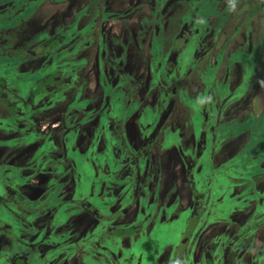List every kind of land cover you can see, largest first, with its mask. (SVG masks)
Wrapping results in <instances>:
<instances>
[{
    "label": "trees",
    "instance_id": "16d2710c",
    "mask_svg": "<svg viewBox=\"0 0 264 264\" xmlns=\"http://www.w3.org/2000/svg\"><path fill=\"white\" fill-rule=\"evenodd\" d=\"M19 1L17 7L14 8V0H12L11 11H5L8 7L1 6L0 8V41H3L0 44V130L13 128L10 124H14L13 121L19 119L26 120V127L29 120L40 118L48 113L50 106L51 111L54 109L60 110L61 126H59V130L51 132L50 135H39L33 133L32 130L26 133L29 142L31 140L36 142L35 148L38 152L24 155L26 157L25 168L33 174L39 170L48 173L44 182L39 186L41 187V195L38 201L26 202L27 200L21 196L16 185L11 189L8 182L5 184L8 187L6 189L3 184L5 182L4 178L0 177V207L8 209L6 214L0 213V223L8 224L6 228H0V236H3L7 241V245L5 244L2 247L3 252H0V264H64L72 253L79 249H81L80 264H83V262L84 264H264V245H259L256 257L249 260L243 259V252L240 251L241 249H249L252 242H255L253 241L254 238L264 242V233H262L264 230V192L262 191H259L257 195L242 196V200L252 199L255 201L247 208H243L244 215H242V210L238 211L237 209L226 213L210 212L209 206L218 195L214 197L208 195L205 204L203 202L200 206L189 204L188 207L184 208L176 207V201L174 200L170 205L164 206V204H161L156 209V207H151V203H148V208L146 207L140 213L139 220L136 219L130 224H124V227L116 221L113 222L115 219L122 217L124 210L119 208L120 204L117 201V198H120L119 193L121 190L118 189L117 194L114 195L113 193L117 188L112 191L110 190L111 187L113 184L126 181L125 190L127 192L125 197L130 196L132 199H139V188H134L141 172V166L137 169V165L141 157L148 155V151L144 150L143 146L137 147L134 156L132 157V154L130 156L129 165L127 163L123 166L125 173L118 174L122 167L115 170L121 161L117 157L115 148L120 146L118 140L123 142L118 117L123 112L124 107L130 105L129 100L121 96L124 101L122 99L117 101L115 103L118 107L117 111L109 116L107 115V104L110 101L107 100V95L110 94L102 87L101 92H105V95L100 94L91 103L89 101V110L77 109L76 103L78 101L76 98H79L78 88L85 68L81 65L83 63L67 62L73 60L76 48L66 52L63 50L71 44L72 47L76 42L78 43L80 37L67 36L64 32L62 34L57 32L56 28L60 26L59 24L53 25L50 23L46 28L50 27L51 31L55 29L54 32L36 43V46L25 50L21 48L9 50L8 46L10 44H5L15 40L19 23L21 24L26 20V18L19 17H21V12L27 6L28 1ZM104 1L89 0L82 9L77 11L80 13L77 15L86 14L88 19L91 20L97 12V18L101 21L108 13V11L102 10ZM159 2L160 0H155L156 4ZM174 2H179V6L184 7L187 0H174ZM146 5H148V2H146ZM16 9H18L17 14L14 11ZM158 9H149L147 16L140 13L141 22H139L140 31L138 33L141 32L146 23L156 21ZM175 11L174 8L173 13ZM125 13L124 10L119 15ZM143 18L147 21L145 22ZM123 20L121 19L124 32L131 34L132 32L129 28H126ZM70 23L67 24V28L71 25ZM87 27L91 31V26L87 24ZM76 33L77 31L74 32V34ZM94 36L93 41H86L91 36L83 38L84 41L81 46L87 52L77 55L74 57L75 59L90 58L93 53L92 44L98 46L99 54L104 51L119 52L117 48L112 47V43H115L119 38L109 36L108 39H103L98 32ZM126 36L129 37L128 34ZM173 38L175 43L171 46V53L170 50L168 51L170 47L164 48V51L168 52V60H171L179 52V48L176 49V46H183L184 44L181 42L180 34ZM69 39H73L71 43L67 47L60 48V45ZM25 40L28 42L34 41V39L29 38V35L23 37V41ZM29 53H33V57H44L43 63L36 66L33 63H20L22 65L21 70H16L14 64L11 63V59H27L31 57ZM50 59L52 62H47ZM2 60H6L7 63ZM166 70L171 72L169 67ZM115 77L117 81L114 87L118 92L126 93L130 87L136 85L129 76L122 77L116 74ZM102 83L107 84L105 81ZM100 99L103 100L102 104L94 107L93 105L97 104ZM189 106L194 108L193 104ZM82 115L83 117H81ZM90 120L96 121L97 131L88 128ZM30 123L33 124V121H29ZM94 134L97 135L96 141H93ZM202 148L203 146L200 149L198 148L199 155L197 157V162L201 163L200 168L198 170L192 168V171L196 173H191L190 177L188 172L185 171V177L190 190L193 191L192 193H194V186L199 185L198 178L205 172L206 162L202 161ZM79 150L83 151L80 158L81 166L80 161L78 163L69 162L70 156L76 155ZM104 153H108V155L104 156ZM249 153L248 158L252 156V151ZM55 154L60 157L53 156L52 158L51 156ZM227 157V162L232 160V152ZM66 161L70 163V167L63 170L62 167L66 165ZM140 162L142 163V161ZM133 164H136L135 172L132 171ZM14 166V168L7 167L12 170L11 176L15 178L20 176L18 180L23 179L19 175L20 171H17L22 165L15 164ZM227 167L232 170L231 167ZM68 170L74 172L75 177L67 173ZM148 170H151V168ZM148 170L145 172V178L148 175L155 174L154 172L153 174H147ZM159 172L165 171L160 169ZM162 179H167L166 173L162 175ZM70 181H73L76 186L75 196L73 195L70 198L58 197L57 189ZM172 185L174 187L173 181ZM215 185L217 183L214 182L213 186L215 187ZM172 190L163 193V197ZM190 190L189 194L191 196ZM122 198L123 196H121V200ZM257 199L262 201L261 205L256 204ZM19 202L28 204V207L20 212H31L33 215L37 214L36 211L43 207L47 211V214L40 216V223L45 226V231L41 232L43 228L37 224L36 239L33 241V245L37 250H39L43 241L55 237L52 230L59 225L62 219H64L62 222L65 221V225H68L76 213L86 215L91 222V228L86 233L87 235L85 234L81 239L63 244L65 258L62 261L55 257L45 258L41 261L27 259V257L22 256L15 257V254L9 248L18 251L21 243L25 245L28 239L26 229L31 227V222L27 223L26 220L22 219V216L14 213L18 210ZM234 203L232 202V204ZM176 213L179 215L176 216ZM55 214H57V217L53 216ZM32 215L31 221L33 220ZM17 216L20 219L18 221ZM151 222H153V226L146 228L147 224ZM22 225L26 228L25 235L19 238L17 231ZM39 226L41 228H38ZM205 232H208L207 235H204ZM59 234H62V229ZM154 238L160 241L149 244ZM39 239L40 241H38ZM142 239H146V241ZM123 241L129 243L122 246ZM26 248L30 249L29 247ZM195 249L199 250L200 255L198 258L194 255ZM85 253L89 255L87 258L84 257ZM48 254V252H44V255L47 256ZM146 254L152 255L150 263L144 257Z\"/></svg>",
    "mask_w": 264,
    "mask_h": 264
},
{
    "label": "flooded vegetation",
    "instance_id": "af4514ba",
    "mask_svg": "<svg viewBox=\"0 0 264 264\" xmlns=\"http://www.w3.org/2000/svg\"><path fill=\"white\" fill-rule=\"evenodd\" d=\"M26 1H28V4L21 12V17L19 18L29 19L31 17L33 19L32 15H34V10H32L31 7L37 5L38 1L42 2L43 0ZM88 1L89 0H85L84 4L81 5L79 9H82V7ZM150 1L153 4L150 10L159 8L156 12V21L146 23L140 33L138 32L140 31L139 22H141V12H139V15L137 16V27H134V29L129 28V30L132 32L129 34L123 30L124 26H122L123 22L121 19H125L123 17L124 14L119 15L122 11H116L117 13L114 14L113 11L109 10V8H111L112 5H115V3L121 5L123 4V1L107 0L102 3V10L108 11V13L101 21L99 18H97V12H95L94 17L89 20L86 14L77 15L80 14L77 12L79 10L78 9L72 14L67 22L63 21L62 15L60 13L56 12L52 17H49V19L45 21L44 24L41 25L32 22L33 20L29 22L24 21L21 24L19 23L15 37V39H19L21 33L26 27L32 28V30H30V32H28L26 35H29V38L34 39V41L26 43L27 41L25 40L16 45V48H21L22 50L32 48L33 46L37 45L35 42L39 43L38 41H41L46 36H50L54 32L55 29L51 31L50 27L46 28L50 23L53 25L59 24L60 26L56 28V31L61 32V34L63 32L66 34L67 30H70L72 33L69 34L72 37H80L78 43L76 42L72 47V44L68 47L67 45L70 44L73 39L66 40L60 45V48L67 47L63 50L64 52L69 51L72 48H76L73 60L64 61L83 63L81 65H83L85 68L78 88L79 98H76L77 101L81 103V106L76 105L77 109H82L85 111L89 110V101L91 103L100 94L105 95V92H101L102 87L103 89L105 88L110 94L107 95V100L110 101L107 104V115L109 116L113 115L115 111H117L118 107L115 104L117 101L122 99L123 96L128 98L129 104L131 106H125L123 112L120 113L118 117L119 124L122 129L121 140L123 142H119L118 140V144H120V146L115 148L117 151V157L121 159L115 170H118L120 167H122V169L120 168L118 174L125 173L123 166L130 162V156L131 154L132 157L134 156L135 152L137 151V147L140 148L143 146L144 150L146 149V151H148V155L141 157L140 161H142V163L139 161L137 165V169L141 166V172L134 188H139V199L135 200L130 196L125 197L127 192V190H125L126 181L113 184L110 189L115 191L117 185V189L113 193L114 195L117 194L118 189L121 190L119 193L120 198L118 197L117 201L120 204L119 208L124 210V213L120 219H115L113 222L116 221L117 223L122 224V227L125 226L124 224H130L132 221L138 219V217L141 215L140 213L145 209V207H143L146 205L144 200L145 196L150 195L147 193L148 189L144 184L146 179L144 177L146 172V162L151 161L152 158H154L156 160L155 166L158 168L156 173H158L160 169L164 170L167 174V179H169V183L172 185V181H175V172L173 170L176 168V166L174 167V162L172 161V154H174L179 159L176 163L180 169V173L183 174V177L186 180L185 171L188 172V176L190 177L191 173H196L195 171H192V168L197 170L200 168L201 163L197 162L193 167V162L190 158L192 157L194 160L197 159L199 155L198 148L200 149L201 146H203V148L205 146L206 148L210 146L209 155L206 157V160L207 164L209 165V171L213 172L211 175H214L215 177H211V184L209 188L212 193L209 195H213V197L218 195V197L216 199L214 198V201L210 204L209 211L214 210L226 213L227 211L236 210L238 208V201L240 198L242 200V194H239V192L242 193V183L239 185V182L236 180V178L232 176L234 172L232 171L233 169L231 170L227 167V154L224 156L221 155L220 166H217L213 162V154L218 151L219 144L222 143L223 134L226 135L227 132L237 130V128L243 123L252 128L254 123H256L258 120L259 114L264 112V101L261 102L259 98V94L264 93V62L256 61L257 63H246L247 59L252 55V50L250 48L249 39L247 38V31L243 29L242 23L238 18V15L249 13V11H242L240 9L242 0H187V3H190L191 6H196L197 8L202 7L201 9L205 12V27L202 30H191L187 26L185 31L182 28L181 30H178L175 27L180 26L179 22H173L172 14L173 9L175 8L173 6V4H175L174 0H160L158 4L155 3V0ZM249 1L251 3L263 2L262 0ZM19 2V0H14V8L17 7ZM143 2H147V0H144ZM125 8L126 9L124 10L129 14L126 17L128 18L133 15L137 6L126 5ZM14 11L17 14L18 9ZM148 11H145L147 13L142 12V14L147 16L149 13ZM108 20L119 22L120 27L117 34L106 32L105 35L104 33L99 32L98 25ZM68 23L71 25L67 28ZM87 24L91 26L92 32L90 31L89 27H87ZM173 24L178 32L177 34L176 30L171 32V38L170 40L168 39L170 45L168 51L170 50L171 53V46L175 43L173 37L178 34L181 35V42L183 41L184 44L183 46H176V49L179 48V52L175 54L171 60H168V52L164 51L165 46H162L161 43L163 40H166V37L169 35L170 30L172 29L171 26ZM165 26L166 29L162 30V28H165ZM76 31L77 33L74 34ZM97 32L103 37V39H108L109 36L113 38H119V40L115 41V43H112V47L117 48L119 52L104 51L103 53L99 54L98 46H95L96 44H92L91 46L93 47V53L90 58H80V60L75 59L74 57L77 55L87 52V50L83 49V46H81L85 36H91L86 41H93L95 39L94 35ZM147 32H150V34L148 35V39H146L148 40L146 45L143 44V39L145 38L144 35ZM126 34H128L129 37H127ZM162 34L165 36L164 38L162 37ZM161 37L162 39H160ZM201 37L202 39H200ZM232 40L235 41L236 46L233 49L228 50V46ZM1 43L2 42L0 41V44ZM128 44H134L135 47L131 50V55L127 56L126 49H129V47L127 48ZM78 45L80 46V50L78 49ZM188 45H190V49L186 52L185 50L187 49ZM33 55V53H29V56L31 57H28L27 59L13 58L11 59V63L14 64V68H16V70H21L22 65L20 63H33L35 66L43 63L42 61L44 57H33ZM252 58L254 59V57ZM47 62L52 61L50 59L47 60ZM193 62L201 63L202 69L204 68V76L202 80H204L205 83V90H200L193 95L194 99L190 100L189 104H193L194 108L190 107L189 105L187 106L186 101L185 109L179 108V110H175L174 108H176L175 101L177 99V95L174 94V92L177 90V88L175 87L174 83L166 85L165 83L167 81L164 80V76H170L171 74L172 76L175 75L179 70V67H177L179 63H183L186 66L191 67L196 64ZM238 65H241V68H238ZM90 67H93L95 73V86L92 91L93 93L91 94L86 92V89L89 85L88 74ZM168 67L171 68V72H167L168 70H166V68ZM116 74H119L122 77L129 76L131 80L136 83V85L134 87H130L126 93L116 91L114 87L117 81L115 77ZM103 81H105L107 84H103ZM214 93H216L217 97L214 96ZM102 101L103 100L100 99V101H98L97 104H94L93 106H100ZM49 108L51 111V106ZM173 109L176 113V117L170 122L168 117H172L174 115L172 112ZM50 111L40 118L29 120L33 121V124H29L28 121L26 127V120L19 119L13 121L14 124H10V126H13V128L10 127L9 130H0V177L4 178L5 180L3 184L6 189L8 187H6L5 184L8 182L10 183L11 189L14 187V185H16V188L18 189L21 196L27 200L26 202H34L40 199L41 187L39 186H41L46 176H48V173L44 172V170H39L33 174L30 170L25 168L26 157L24 155L32 154V152H38L35 148L36 142L33 140L29 142L28 138L26 137V133L29 130H32L33 133H38L39 135H50L51 132H54L52 130H48L49 132L42 133L37 127L38 121L51 114ZM180 113L186 117H180ZM60 116L61 113H59L58 118V129L55 131L59 130V126H61ZM81 117H83V115ZM195 117H198L200 121H195ZM196 125H200V127L199 133L195 135L194 132ZM88 128L97 131L96 121L90 120ZM78 130L79 128L77 129L76 134ZM96 139L97 135L94 134L93 141H96ZM212 144H215L214 149ZM246 149L250 152L249 146H247ZM254 153L255 151H252V155ZM82 154L83 151L79 150L76 155L70 156L69 162L73 161L74 163H78L82 157ZM103 155L107 156L108 153H104ZM53 156L58 157L59 155L55 154L51 157L53 158ZM15 164L22 165V167H19L17 170L20 171L19 175L23 177L21 180H18L20 176H16V178L11 176L12 170L7 168H14ZM79 164L81 166V161ZM253 164L257 165L258 168L263 171L264 158L253 160ZM69 165L70 163H67L66 161V165L62 167V169H69ZM132 167V171L135 172L136 164H133ZM227 168L229 171H227ZM67 173H70L72 177H75L74 172L68 170ZM234 174L238 175L236 172H234ZM36 176H40L41 178L39 183H31V179ZM222 181L225 182L223 190H218V192L213 193L214 182H219L220 184ZM67 183L63 184L57 189L58 197H64L63 195L65 192L62 194L61 191ZM23 187H26L29 190H36L39 194L38 197L31 199L25 196L21 193V189ZM71 188L72 192L69 189L67 192L70 194V197L74 195L76 190V186L73 184V181ZM235 189L236 192H234ZM121 196H123L122 200ZM155 197L156 192H154L153 199ZM234 197L238 198L234 199ZM174 200L178 206L177 198L174 199V194H172V202ZM26 202H19L18 210L14 213L22 216V219L29 223L32 222V213L20 212L28 207ZM232 202L235 203L232 204ZM165 203H167L166 199L164 201V204ZM151 204V207L155 205L153 202H151ZM190 204H194L191 199ZM221 204H223V207L220 206ZM132 209L135 213L132 217H129L130 211ZM6 212H8V209L0 207V213L6 214ZM36 212L37 214H33L32 217L33 219L37 218V221L34 225L31 224V227L28 229L30 234L27 236L29 238L26 240L25 245L21 243L19 246L20 249L18 251H14L16 249L11 248H9V250L13 251L15 257L22 256L25 258L27 257V259H38L39 261L52 257L62 259V254H64L65 248L63 247V244L66 242L62 243L63 235L59 233L62 229V226L66 224L65 221L62 222L64 219H62L59 225L55 226V229L52 230V232L55 234V237L52 239L48 238L43 241L41 243L42 250L38 251L33 245V241L36 239L37 224L43 228L41 232L45 231V226L40 223V216L47 214V211H45V207H43ZM53 216L57 217V214ZM84 217L85 219L87 218L86 215H84ZM18 220L20 219L17 216V221ZM90 223V220H88V225L85 231L83 230L84 235L91 228ZM7 225L8 224L0 223V228H6ZM40 226L38 228H41ZM38 241H40V239ZM253 241L255 242H252L249 249L240 250L243 252L242 257L245 260L256 257V254L258 253L257 247L259 245H264V242H261L259 239L254 238ZM52 243L59 244V246L55 247L53 250H51V246L44 249L45 244L50 245ZM128 243L129 242L123 241L122 246H126ZM5 244L7 245V241L3 236H0V252H3L2 247ZM26 247H29L30 249ZM44 252H48L49 254L46 256L44 255ZM88 256L89 255L87 253L84 254L85 258ZM63 258H65V254L63 255ZM67 262L68 260L65 262V264Z\"/></svg>",
    "mask_w": 264,
    "mask_h": 264
},
{
    "label": "rangeland",
    "instance_id": "374dc122",
    "mask_svg": "<svg viewBox=\"0 0 264 264\" xmlns=\"http://www.w3.org/2000/svg\"><path fill=\"white\" fill-rule=\"evenodd\" d=\"M122 1H123V4L119 5L115 3V5H112L111 8H109V10L113 11V13L115 14L117 13L116 11H120V10L124 11V9H126L125 8L126 5L137 6L136 11L133 13L132 16L126 18L129 15L128 12L125 13L123 16L125 18L123 21H124V25H126V28H132V29H134V27H137L138 25L137 16L139 15V12L147 13L145 11H148L153 5L150 0H147L148 5H146V2H143L144 0H122ZM166 1H169V0H166ZM262 1L263 2L261 3H251L249 0H242V3L240 5V9L242 11L244 10L249 11L248 14L243 13L241 15H238V18L240 22L242 23L243 29L247 31V38L249 39L250 48L252 50V55L251 57L247 59L246 63H257L256 61L264 62V0ZM84 2L85 0H43L42 2L38 1L37 5L31 7V9L34 10L33 11L34 15H32L33 19L30 17L29 19H26L25 21L29 22L33 20L32 22H35L41 25V24H44L45 21L49 19V17H52L56 12H58L62 15L63 21L67 22L72 16V14L76 12L81 7V5L84 4ZM11 4H12V0H0V6H3L4 8L8 7L7 9H5V11H11L12 9V7L10 6ZM179 4H180L179 2L174 4L176 11L172 14L173 22L174 23L179 22L180 24V26H175V27L178 30H181L182 28L184 31L187 26L191 30H196V29L202 30L205 27V19H204L205 12L204 10L201 9L202 7L197 8L196 6H191L190 3H185L183 7L182 5L179 6ZM164 18H167V17H164ZM143 20L145 22L147 21L145 18H143ZM119 27H120V24L118 21L108 20V21H104L100 23L98 25V30L100 33H104L105 35H106V32L117 34L119 32ZM175 27H174V24L171 26L172 29L170 30L169 35L166 37V40H163V42L161 43L162 46L170 47L168 39L170 40L171 38V32L176 30ZM164 29H166V26L165 28H162V30ZM30 30H32V28L26 27L21 33V36H20L21 38L11 40V42L6 43L5 45L10 44V46H8L9 50L16 48V45L23 41L24 35L30 32ZM178 30H176V34ZM69 33H70V30H67L66 32L67 36L70 35ZM149 34L150 32L145 33L143 44L147 45L148 40L146 39H148ZM162 37L164 38L165 36L162 34ZM162 37L160 39H162ZM200 39H202V37ZM1 42L3 41L1 40ZM26 43H28V41ZM235 46H236L235 41L234 40L230 41L228 50L233 49ZM128 47L129 49L128 50L126 49L127 56L131 55L132 53L131 50L135 47V45L128 44L127 48ZM189 49H190V45L187 46V49L185 51L187 52L189 51ZM252 57H254V59ZM2 61L4 63H7L6 60H2ZM193 63H196V64L191 67L186 66L183 63H179L177 66L179 67V70L177 71L175 75L172 76L171 74L170 76L169 75L164 76V80L167 81L165 83L166 85H170L174 83L175 87L177 88V90L174 92V94L177 95V99L175 101L176 108H174L175 110L176 109L179 110V108L185 109L186 101H187L186 105L187 106L190 105L189 104L190 100L194 99L193 95L200 90H205V83H204V80H202L204 76V72H203L204 68L202 69L201 63H197V62H193ZM238 68H241V65H238ZM88 76H89V85L86 89V92L91 94L93 93L92 91L95 86L94 85L95 84L94 82L95 73H94L93 67H90ZM214 96H216V93H214ZM259 98L261 102H263L264 93H260ZM77 104L81 106V103H79V101L76 103V105ZM174 109L172 111L174 115L172 117H168V120L170 122L173 121L174 118L176 117V113L174 112ZM50 113L51 114H49L48 116L38 121L37 127H38V130L42 133H47L48 130L55 131L56 129H58V125H59L58 118H59L60 110L54 109ZM180 117H186V116L180 113ZM194 120L197 122L200 121L198 117H195ZM199 127L200 125L195 126V132H194L195 135L199 133ZM233 138H235L236 141L234 144V148L232 150L231 145L228 143ZM212 145L214 149L215 144H212ZM247 146L250 147V152L255 151V153L249 158L248 156L250 153L246 149ZM209 150H210V146H208L207 148L205 146L202 149V155H203L202 161L206 162L205 172L203 173V175H201L198 178L199 185L194 186L195 187L194 193H192L193 191L190 190L189 185L187 186V181L184 179L183 174L180 173V169L176 163L179 159L174 154H172V161L174 162V167L176 166V168L173 170L175 172L174 187L173 185H171V183H169V179H162V175H164L166 172L156 173L158 168L155 166L156 160L154 158H152L151 161H147V164H145L146 170L151 168V170H148L147 174H153V172L155 174L148 175L145 179L144 184L146 188L148 189L147 193H149L150 195L145 196L144 200H145L146 205L143 207L146 208L148 203L153 202L155 204L153 207H156V209H158V207L161 204L162 205L164 204L165 199L167 200V203H165L164 206L166 205L168 206L172 202V194H174V199L177 198L178 206L175 205L176 207H181V208L188 207L190 204L189 197L194 202V205L200 206L203 202L205 204V199H207L208 195L212 193L209 188L211 184V177H215L214 175H211V173H213L212 171H210V174H209V165L207 164V160H206V157L209 155ZM231 152H232V160H228L227 166L231 167L233 169L232 171L238 174V175H235L233 172L232 176L236 178V180L239 182V185L242 183V187H243L242 193L239 192V194H242V196L243 195H253V194L257 195L259 191L264 192V170L263 171L260 170L257 165L253 164V160L264 158V112L263 113L261 112L259 114L258 120L256 121V123H254L252 128L248 126L247 124L243 123L240 127L237 128V130L227 132L226 135L223 134L222 143L219 144L218 151L215 152V154H213V162L217 166H220L221 155L224 156L227 154L229 156ZM190 159L193 162V167H194L197 163V159L194 160L192 157ZM227 171H229L228 168H227ZM39 180H41L40 176H36L31 179V183H37V182L39 183ZM224 185H225L224 181L220 182V184L219 182H217V185H215L213 189V193L218 192V190L222 191ZM71 186H72V182L70 181L62 189L61 193L64 194L65 192V194L63 195L64 197L70 198V194L67 192H68V189L72 192ZM170 190L172 191L169 192L165 197H163V193L170 191ZM189 190H190L191 196L189 194ZM21 191H22L21 192L22 194H24L25 196L31 199H35L39 195L36 190H29L26 187H23ZM154 192H156V197L153 199ZM234 192H236V189ZM252 203H255V201L252 199L241 200L240 198V200L238 201L237 210L238 211L242 210V215H244L243 208H247ZM261 203L262 201H259V199H257L256 204L261 205ZM220 206L223 207V204H221ZM210 212H217V211L211 210ZM134 213L135 212L132 209L130 211L129 217H132ZM175 215L178 216L179 214L176 213ZM36 221H37V218L33 219L31 224L34 225ZM87 225H88V219L87 218L85 219L83 213L74 214L69 224L62 226V235H63L62 243L73 242V241L78 240L80 236L82 237L84 235L83 230L85 231ZM147 225L148 226H146V228L153 226V222ZM25 229L26 228H24V226L18 228L17 232L19 234L18 235L19 238L25 235L24 234ZM26 231H27L26 236H28L30 233L28 229H26ZM207 233L208 232H205L204 235H207ZM262 233H264V230L262 231ZM146 239H142V240L146 241ZM157 241H160V240L154 238L152 242L149 244H153ZM49 246H51L50 247L51 249H54L55 247H58L59 244H54V243L50 245L45 244L44 249L49 248ZM151 247L153 248V246ZM41 250H42V246L39 247L38 251H41ZM63 255L64 254H62V259L58 258L60 261L63 260ZM194 255L196 258L199 257L200 253L198 249H195ZM151 256L152 255H147V254L144 256L148 260L149 263L152 261ZM80 260H81V249L73 252L71 255V258L68 259V262L66 264H80Z\"/></svg>",
    "mask_w": 264,
    "mask_h": 264
},
{
    "label": "crops",
    "instance_id": "0c3cea01",
    "mask_svg": "<svg viewBox=\"0 0 264 264\" xmlns=\"http://www.w3.org/2000/svg\"><path fill=\"white\" fill-rule=\"evenodd\" d=\"M235 141H236V139L234 138V139H231V140L229 141V143H228V144L231 145L232 150H233V148H234Z\"/></svg>",
    "mask_w": 264,
    "mask_h": 264
},
{
    "label": "bare ground",
    "instance_id": "6f19581e",
    "mask_svg": "<svg viewBox=\"0 0 264 264\" xmlns=\"http://www.w3.org/2000/svg\"><path fill=\"white\" fill-rule=\"evenodd\" d=\"M49 132V131H48ZM175 174V173H174ZM184 243V242H183ZM58 259V258H57ZM65 264V263H64Z\"/></svg>",
    "mask_w": 264,
    "mask_h": 264
},
{
    "label": "clouds",
    "instance_id": "9594fccd",
    "mask_svg": "<svg viewBox=\"0 0 264 264\" xmlns=\"http://www.w3.org/2000/svg\"><path fill=\"white\" fill-rule=\"evenodd\" d=\"M223 213H225V212H223Z\"/></svg>",
    "mask_w": 264,
    "mask_h": 264
},
{
    "label": "water",
    "instance_id": "95a60500",
    "mask_svg": "<svg viewBox=\"0 0 264 264\" xmlns=\"http://www.w3.org/2000/svg\"><path fill=\"white\" fill-rule=\"evenodd\" d=\"M190 203V202H189Z\"/></svg>",
    "mask_w": 264,
    "mask_h": 264
}]
</instances>
